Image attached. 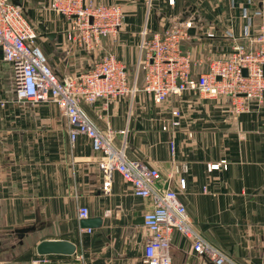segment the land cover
<instances>
[{"label": "crops", "instance_id": "crops-1", "mask_svg": "<svg viewBox=\"0 0 264 264\" xmlns=\"http://www.w3.org/2000/svg\"><path fill=\"white\" fill-rule=\"evenodd\" d=\"M13 1L35 27L36 43L59 76L86 71L111 53L128 67L131 84L138 79L139 86L144 30L164 32L193 19L196 26L181 46L193 56L198 73L212 59L229 55L235 39L224 34H243L244 6L264 12V0L253 5L244 0H84L120 4L125 16L116 38L104 37L99 48L87 50L68 39L70 21L51 8V0ZM210 31L216 37H208ZM16 89L14 67L0 49V261L146 264L144 216L152 199L135 196L119 173L106 193L101 155L92 140L80 135L72 145L58 105L19 99ZM234 102L185 92L157 105L139 91L81 105L99 128L118 133V144L126 141L128 157L159 167L157 188L178 194L208 241L239 264H264V103L240 99L247 107L236 112ZM173 109L181 112L178 126ZM221 161L226 166L211 172L209 164ZM82 207L89 210L90 228L78 216ZM44 241L68 242L76 251L40 255L37 247ZM171 254L173 264H212L195 254L192 241L179 232L172 236Z\"/></svg>", "mask_w": 264, "mask_h": 264}, {"label": "built area", "instance_id": "built-area-1", "mask_svg": "<svg viewBox=\"0 0 264 264\" xmlns=\"http://www.w3.org/2000/svg\"><path fill=\"white\" fill-rule=\"evenodd\" d=\"M244 1L253 5L260 0ZM51 8L69 19L68 39L87 50L99 48L104 37L116 38L124 25V10L117 3L51 0ZM242 13L247 24L240 37L254 46L241 43L234 31L227 30L225 37L235 39L229 55L212 59L208 68L198 73L193 69L196 64L193 56L184 52L181 46L182 41L191 37L190 29L196 26L193 19L175 23L164 32L150 34L144 30L138 63V72L143 71V82L139 86L138 79L131 84L128 67L111 53L103 55L86 71L59 76L37 45L38 33L22 8L13 0H0V49L4 60L14 67L18 98L33 103H56L67 118L72 145L80 135H87L92 140L94 150L101 155L98 167L106 193L111 191L113 174L119 173L131 184L135 196L152 199L153 207L144 216V227L149 234L146 264H173L171 241L175 232L190 239L193 252L212 264L239 263L200 233L175 191H161L157 188L161 179L159 167L128 157L126 141L118 144V133L115 130L99 128L81 103L85 101L94 104L100 98L134 96L143 91L157 105L185 92L208 98L229 97L235 101L236 112L247 107L244 102H238L240 99L263 104L264 12L260 8L251 11L244 6ZM256 17H261L258 25ZM256 25L257 32H253ZM207 36L216 37V33L210 31ZM244 70H247L246 74ZM172 115L175 117L173 125L178 126L180 110L173 109ZM125 132L123 130L119 133ZM222 165L226 166V162L211 163L209 169L212 172ZM181 187H186L184 180ZM78 216L80 220L88 219V208H80ZM46 262L39 259L26 264ZM0 264L22 263L0 261Z\"/></svg>", "mask_w": 264, "mask_h": 264}, {"label": "water", "instance_id": "water-1", "mask_svg": "<svg viewBox=\"0 0 264 264\" xmlns=\"http://www.w3.org/2000/svg\"><path fill=\"white\" fill-rule=\"evenodd\" d=\"M244 73H247V70H244ZM83 225L85 228H90L91 224L83 220ZM38 253L40 255H50V254H63V255H72L75 253L76 248L74 245L68 242L60 241H44L40 243L37 247Z\"/></svg>", "mask_w": 264, "mask_h": 264}]
</instances>
